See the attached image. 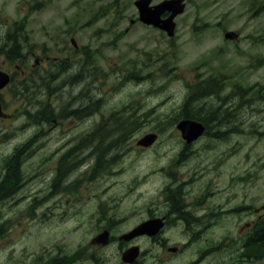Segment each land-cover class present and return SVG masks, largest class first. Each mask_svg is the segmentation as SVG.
<instances>
[{"label":"rangeland","instance_id":"374dc122","mask_svg":"<svg viewBox=\"0 0 264 264\" xmlns=\"http://www.w3.org/2000/svg\"><path fill=\"white\" fill-rule=\"evenodd\" d=\"M33 1L0 0V19L8 21L7 24L6 22L0 24L3 34L6 35L9 32V21L14 22L15 19L18 20L24 16L23 12L29 11V9L25 11L24 7ZM134 1L51 0L48 5L29 16L27 28L32 31V36L35 39L40 37L46 40L51 35L57 45V55L65 56L61 46H65L66 39L68 46H73L71 38H75L80 45L88 46L91 50L89 59L97 69L96 73L91 69L89 71L99 84L92 83L93 85L88 86L80 81L68 83V89L56 96L63 107L66 106L63 100L65 93H68L69 107L72 100L71 94L78 93L80 99H92L103 95L104 90L110 93H106L107 95H104L101 100H108L99 104L108 102L111 105L107 108H111L112 105L115 108H126L123 114L127 116V120H131L134 116L133 119L136 120L139 116V122L131 133H127L125 137L122 136L115 143H109V141L119 133L116 130L107 135L104 140L94 141L93 146L82 148L84 154L91 151L93 157H96L94 147L97 148L100 144L103 149L106 146L108 156L122 153L118 158L124 157L125 160L108 170L113 172L108 188L103 186L105 184L103 181L101 185H98L97 171L86 170L91 169L92 164H89L69 175L68 173L63 175L65 179L61 182L63 186L74 184L68 187V197L65 194L62 195L60 183L59 195L50 198L45 196L42 199H40L41 195H37V206L29 208V212L26 207L30 202L28 197L20 202L18 213L23 222L21 227L23 235L16 246L23 245L26 264H29L27 262L31 261L32 252L38 248L47 249L54 242L58 247H63L68 239L69 246L72 239H81L84 235L88 238L92 236L93 221L88 219V214L81 213L87 205L80 195L89 194L86 191L98 190V195L92 200V206L89 209H94L100 200H108V203L117 206L119 215H123L125 210L134 207V204L140 206L150 199H153V203H158L161 181H153L149 178L152 173H154L152 179L155 176H160L161 179L165 177L167 174L161 168L167 167L174 155L181 154L180 140L175 132L174 134L172 132L176 119L179 117V108L187 93L181 85L185 77L191 79L209 76L215 81H221L220 94H228L229 108L230 103L236 104V110L232 112L234 113V129L231 133L230 158H227L225 162V167L230 170V209L236 208L245 200V188L243 184L235 183L234 175L244 173L247 169L264 175V162L260 166V160L264 154V141L256 142L251 147L243 135L248 124L261 122L262 113H259V109L264 108V97H262L264 95V10L260 11V7L257 8V5L262 4L264 0H192L188 2L185 11L176 17V33L173 37H169L166 32L153 26L138 24L137 20L132 23L133 19H137ZM159 1L153 0L154 3ZM225 30L236 31L239 33V39L229 42L224 38ZM78 50L80 53L82 49L78 48ZM72 53L74 52L68 47V56ZM73 58L68 61L69 66ZM205 58L210 59L207 65L200 63ZM73 67L78 70L81 65L74 63ZM78 77L81 76L78 75ZM113 80L116 81L114 86ZM217 96L213 93L197 100L196 104H204L206 108L218 105ZM73 107H75L74 104ZM256 107L258 109L254 110ZM100 117L95 115L85 122L68 118L65 129L59 126L52 129L44 128L45 132L39 134L42 143L39 142L40 147H37V150H40L41 156L45 157L46 154L52 156L51 150L61 145V143H54L56 140L68 141L61 147L56 156L58 157L66 147L81 145L79 143L81 134L89 128L90 121L95 122ZM57 119L60 124H64L63 118ZM14 124L15 122L8 126L0 125V161L4 153L9 152L15 144L30 134V132L23 133L15 128ZM151 130L161 132L160 143L154 145L152 149L138 148L137 140L149 132H154ZM5 134H8V137H4ZM198 148L201 149V153L191 156L188 161H203L213 156L209 152L206 153L204 148ZM39 162L40 158L34 157L30 161V167ZM123 168L126 171H121ZM49 173L48 171L49 177L57 175V167L53 165L52 174ZM134 177L148 180L139 184L138 187L132 186L130 193L135 195L133 199L126 196L121 200H111L108 197V194H119L121 197L126 195V190L132 185L130 179L133 180ZM257 183L260 181L258 180ZM50 186V179L39 178L37 181L33 180L24 192L28 193L33 189ZM85 188L89 190H83ZM74 194L79 196L76 197ZM48 201H50L49 204L52 203V208L47 207ZM163 208L164 205L157 206V210ZM33 213L36 214L35 219L31 215ZM145 213L142 210L136 217L129 218L128 222L122 226V230L135 224V221L141 219ZM52 214L64 216V218H49ZM232 215L235 218L231 220ZM232 215H230V228L235 226V222H244L248 217L250 219V215L246 213ZM5 230V235L0 233V246L8 239L15 237L12 228H7L6 224ZM211 231L215 237L222 235L220 229ZM8 247L10 250L11 245ZM65 247L66 245L63 248ZM148 247H155V244L151 242ZM194 252L195 247L190 248L178 262L186 263L192 260L195 257ZM5 254L6 251L0 256V264H13L12 260H5ZM230 264L244 263L230 261ZM259 264L264 263L259 262Z\"/></svg>","mask_w":264,"mask_h":264},{"label":"flooded vegetation","instance_id":"af4514ba","mask_svg":"<svg viewBox=\"0 0 264 264\" xmlns=\"http://www.w3.org/2000/svg\"><path fill=\"white\" fill-rule=\"evenodd\" d=\"M32 47L34 46H28L27 54H21L24 57L21 63L22 65L26 63L31 70L35 71L40 69L43 62L50 63L52 55L47 54L41 57L38 54L41 50H30L29 48ZM53 58L56 57L53 56ZM7 70L11 73V69ZM0 116L8 117L10 114L4 112ZM224 127L222 136L226 138L229 124L225 123ZM192 143L185 146L183 155L187 149L192 147ZM228 147V140L220 141V148L213 151V156L207 160L188 161L190 157L180 160V172L170 171L160 179L159 195L166 208L155 212L151 206H147L146 216L135 221V224L129 226L125 233L121 232L118 227L127 223L129 218H134L136 211L133 207L125 210L123 215H118L119 210L113 204L106 205L103 214H100L101 205L96 207L94 213H91L90 209L87 210L88 219L97 222L91 228L92 236L84 238L82 243L75 246L71 244L68 246L67 242L64 255L60 253L53 256L49 264H55L56 261L62 264H152V261L145 256L143 249L132 262L123 259V251L129 246L136 245L137 240L142 237L162 245V249L155 258V264H184L172 258L181 257L189 246L195 247L196 257L186 264H230V238L238 240L240 244L244 243L245 250L242 259L245 262L264 263V200L261 197L260 185L257 183L259 178L255 173L243 174L245 208L242 212L250 215L251 219L239 226L238 233L241 236L230 237V170L225 167ZM10 192L15 191H9L7 183L2 182L0 201H5ZM108 197L111 200H121L118 194H108ZM3 213V211L0 212V219L3 218ZM97 213L101 216L98 220L96 219ZM154 218H161L162 222L160 230L155 235L127 238L130 231L138 224ZM179 225L186 231L182 230ZM104 226L108 233L106 242L98 236ZM213 229H220L222 235L213 236V231H211ZM176 233L181 241L175 239ZM183 234L188 237L186 241H184ZM169 241H171L170 244ZM17 243L11 245V250L8 245L0 246V256L6 251V261L12 260L13 264H24V247L23 245L17 247ZM138 244L142 247L140 243ZM51 250L52 248L49 249ZM57 253L59 252H52L47 256ZM33 255L30 264H41L43 256L40 248L33 252Z\"/></svg>","mask_w":264,"mask_h":264},{"label":"water","instance_id":"95a60500","mask_svg":"<svg viewBox=\"0 0 264 264\" xmlns=\"http://www.w3.org/2000/svg\"><path fill=\"white\" fill-rule=\"evenodd\" d=\"M180 1L181 0H173L172 2L165 1V2H163V5L157 6L156 9L154 10V12L146 7L148 5V3L150 2V0H140V1H138V4L140 6V9L143 10L145 18L147 20H154L156 15L157 14L159 15L165 9V6H167L169 9H173L174 10V12H173L171 17H173L178 12H180L182 10V6L179 5ZM173 26H174V24L172 22H170L169 23L170 29H172ZM230 36H232L231 33H230ZM7 82H8V78L6 76H4V75L1 76V74H0V88H2ZM179 125L183 129V131H184L183 134H184L185 137L188 138V140H191V139L195 138L202 130V127H201L200 123L193 122V121H183ZM153 140H154V135H148L141 142H143L145 144H149ZM153 230L154 229L149 228V227H143L142 228V231L151 232ZM130 255H131V257L134 256L135 255V251L131 252Z\"/></svg>","mask_w":264,"mask_h":264},{"label":"trees","instance_id":"16d2710c","mask_svg":"<svg viewBox=\"0 0 264 264\" xmlns=\"http://www.w3.org/2000/svg\"><path fill=\"white\" fill-rule=\"evenodd\" d=\"M75 115H78V114L75 113ZM187 116H190V115L188 114ZM79 117H82V115L79 116ZM130 123H131V124H135V121H131ZM103 140H104V139H103Z\"/></svg>","mask_w":264,"mask_h":264}]
</instances>
